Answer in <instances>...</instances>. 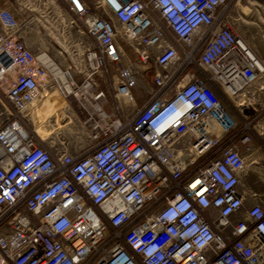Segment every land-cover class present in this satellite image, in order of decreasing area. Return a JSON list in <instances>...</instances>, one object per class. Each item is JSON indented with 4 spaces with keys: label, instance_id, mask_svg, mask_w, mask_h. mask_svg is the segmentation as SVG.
Wrapping results in <instances>:
<instances>
[{
    "label": "built area",
    "instance_id": "obj_1",
    "mask_svg": "<svg viewBox=\"0 0 264 264\" xmlns=\"http://www.w3.org/2000/svg\"><path fill=\"white\" fill-rule=\"evenodd\" d=\"M32 1L24 19L0 7V264H264V199L243 181L264 104L234 98L264 60L231 0ZM66 114L91 145L48 142Z\"/></svg>",
    "mask_w": 264,
    "mask_h": 264
},
{
    "label": "rangeland",
    "instance_id": "obj_2",
    "mask_svg": "<svg viewBox=\"0 0 264 264\" xmlns=\"http://www.w3.org/2000/svg\"><path fill=\"white\" fill-rule=\"evenodd\" d=\"M30 4L28 7H25L24 4ZM0 0L1 6H7L12 9L15 13L18 14V17L21 19L31 17L34 11L38 10L37 4H35L32 0ZM26 4V5H27ZM227 15L230 24L234 27V29L248 42V44L252 47V49L264 60V0H231L228 6L225 8L224 12ZM60 31H54L51 36L56 39V36H60L62 31L69 33V38L71 41H74L78 38V34L76 33L74 28L71 27H60ZM46 35V34H45ZM50 35H46L45 37L51 40ZM27 41L29 45L33 48L45 47L47 48V43L41 36V34L37 30L28 29L26 35ZM60 41V40H59ZM62 43V41H60ZM52 44H55L52 41ZM57 46V44H55ZM124 50L128 54L129 57H134L131 49L123 43ZM151 81V78H150ZM261 85L264 86V79L261 81ZM255 101L257 103L264 104V89L259 90L256 93ZM221 96L222 102L226 107L230 108L229 100L225 98L223 95ZM69 100L74 103L73 97H69ZM243 106H246L247 102H251L246 98H239L237 101H241ZM246 101V103H245ZM248 104V103H247ZM50 109L53 110L55 104H49ZM250 109L252 112H250ZM255 105L251 104L248 110V113L251 114L255 112ZM264 117L263 113H260L254 117L255 121L260 120ZM62 128L56 130L60 135L64 138L55 139L53 142L66 144L68 146H88L92 144V141L86 138H79V130L77 125L74 127H65V123ZM258 128L261 129V126L258 125ZM240 139V137L238 138ZM257 145L262 146L263 156L259 162H254V164L248 163L246 174L243 178L245 187L252 193L257 194L261 198L264 199V137L260 139H255Z\"/></svg>",
    "mask_w": 264,
    "mask_h": 264
},
{
    "label": "bare ground",
    "instance_id": "obj_3",
    "mask_svg": "<svg viewBox=\"0 0 264 264\" xmlns=\"http://www.w3.org/2000/svg\"><path fill=\"white\" fill-rule=\"evenodd\" d=\"M27 4V3H26ZM30 4H27V6H29ZM28 8H31V7H28ZM66 18V21L68 20V22H69V24H70V22H71V20H70V18L69 17H65ZM70 26H72V27H75V25L74 24H70ZM27 31H28V29H25V31H24V39H25V42H26V44L34 51V52H36V53H38V52H41L42 50H44V49H46L45 47H43V48H41V47H38V48H33V47H31L30 45H29V43H28V41H27V38H26V35H27ZM58 31H60V30H58ZM54 32V30H50V33L52 34ZM62 41V43H60V41ZM55 42L56 43H58L59 45H61V46H63V47H65L66 48V50L69 52V53H72V48L73 47H76L77 46V44H75L73 41H71L70 40V38H69V33H67L66 34V32H64V31H62V34L60 35V36H56V39H55ZM80 51H82V49H80ZM72 57H74V55H71ZM262 81V80H261ZM261 88H264V86L263 85H261V82H260V84L258 85V88L256 89V90H261ZM256 93H258V92H256ZM56 95H54V96H52L49 100H48V105L49 104H51V105H53V104H55V106H58V105H60L61 104V98L57 95L56 97H55ZM255 96H257V95H255ZM255 96H252V94L250 95V94H246V96H245V92H243V93H240L239 95H235L234 96V98H235V101H236V99L238 100L239 98H246V99H248V100H251V102H249L250 104H254V105H258V104H261V103H257L256 101H255V99H256V97ZM258 97V96H257ZM47 102V101H46ZM58 102H59V104H58ZM237 103H238V105H240V106H243V104H242V100L241 101H237ZM248 103V102H247ZM246 103V104H247ZM54 106V109L53 110H55V107ZM255 108H256V106H255ZM66 121L64 122L65 123V127L66 128H69V127H74L75 125H77V128H78V130L80 131L81 129V127H80V124L78 123V120H77V118H76V116L74 115V114H66ZM263 120H264V117L262 118ZM61 122L60 121H57L53 126L55 127V128H57V129H59L60 127H62L61 126ZM264 124V123H263ZM69 126V127H68ZM71 127V128H72ZM62 138H64L62 135H60L58 132H56V131H54V133L52 132V134L49 136V138H48V142L52 145V146H61V145H64L63 143L62 144H60V143H56V142H53L55 139H62ZM79 138H82L81 136H79ZM254 162H257V161H253L252 163H254Z\"/></svg>",
    "mask_w": 264,
    "mask_h": 264
},
{
    "label": "crops",
    "instance_id": "obj_4",
    "mask_svg": "<svg viewBox=\"0 0 264 264\" xmlns=\"http://www.w3.org/2000/svg\"><path fill=\"white\" fill-rule=\"evenodd\" d=\"M0 7H7V6H1V5H0ZM7 8H9V7H7ZM0 26H1V24H0ZM263 123H264V120L261 118V119L257 122V125H256V126L258 127V125H259V126L263 127V126H264Z\"/></svg>",
    "mask_w": 264,
    "mask_h": 264
},
{
    "label": "trees",
    "instance_id": "obj_5",
    "mask_svg": "<svg viewBox=\"0 0 264 264\" xmlns=\"http://www.w3.org/2000/svg\"><path fill=\"white\" fill-rule=\"evenodd\" d=\"M237 133V131L235 132V134Z\"/></svg>",
    "mask_w": 264,
    "mask_h": 264
}]
</instances>
